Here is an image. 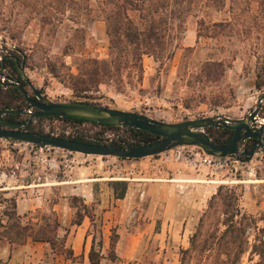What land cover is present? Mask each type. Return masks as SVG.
I'll return each instance as SVG.
<instances>
[{"label": "rangeland", "instance_id": "obj_1", "mask_svg": "<svg viewBox=\"0 0 264 264\" xmlns=\"http://www.w3.org/2000/svg\"><path fill=\"white\" fill-rule=\"evenodd\" d=\"M225 4L220 10L210 7L198 13L203 17L211 38L201 37L194 47H175L169 59H162V64L152 56L143 55L141 79L135 68H126L118 76L101 79L99 83L96 78H90L89 87L85 91H72L69 77L78 76L92 66L85 63L87 58L108 59L107 44L95 40L86 32L83 44L65 47L70 40L77 42L80 38L69 29L70 22L63 19L58 25L42 24L38 16L26 24L30 10L21 6L17 0H0V54L19 53L23 61L19 66L24 67V73L31 84L55 102L71 101L72 98L81 96L84 100H93L112 108L137 111L166 122L214 115L241 118L254 106L257 96L264 92V17L259 15L254 28L249 27L245 0L235 1L232 9L229 0L225 1ZM255 7L256 4L250 2V9ZM197 20L195 16H189L186 28L188 25L195 26ZM228 20L229 23L222 31L211 26L215 21ZM90 24L91 22L87 27H90ZM205 61L213 64L204 67ZM217 61H222L220 67L223 72H219L220 67L217 72H213ZM208 72L211 73L207 75ZM258 73L262 84L260 89L255 87ZM25 88L28 95L33 96L31 87L26 85ZM30 110L34 111V108ZM258 115L260 119H264V102ZM27 118L28 116L20 115L19 120ZM32 124L52 135L75 136L81 133L86 138L98 137L104 140H110L122 131V128L110 131L89 123L78 124L62 119L38 117L33 119ZM244 143L245 141L241 150ZM189 149L181 148V154L190 151ZM56 154L60 157L66 155L73 168L62 166L56 171H41L32 162L29 143L0 139V171H15L13 177H3V183L0 185L11 187L16 175H19L20 182L38 184L35 172L44 176L42 183L47 175L75 177L81 169L87 170L89 174L94 173V176H100L107 182L125 180L129 184L142 183L141 189H145L146 195L143 196V201L154 202L159 207L163 204L164 195L160 190L164 187L158 179L160 174L155 173L154 165L165 166L173 178L166 182L167 190L172 193L169 196L184 197L186 204L191 202L194 205L191 208L195 212H188L191 222L187 227L190 232L181 239H185L187 247L189 237L202 212L212 205L216 211L215 218L219 214L222 206L217 194L220 185L224 186L220 193L231 190L238 195L239 206L256 218L264 236V150L260 148L247 161L227 156L221 167L199 164L189 166L175 159L163 162L161 153L139 159L85 155L66 150H56ZM60 163L63 164V158ZM179 170L182 173H179ZM18 194L20 190L0 189V211L9 206L5 199H16ZM157 214L158 210L153 213V217ZM158 223L159 220L157 225L150 229H157ZM90 230L96 240L99 239L100 228L97 222ZM181 232H184V228L181 231L175 229V234ZM171 241L170 238L168 249L166 241L162 257L159 259L162 264H180L179 251L183 247ZM161 247L162 244L153 242L151 237L147 244L142 245L143 252L139 264H149L154 255L161 251ZM109 257L114 259L115 255ZM136 262L132 260L127 264ZM183 264H194V260L186 257Z\"/></svg>", "mask_w": 264, "mask_h": 264}, {"label": "trees", "instance_id": "obj_2", "mask_svg": "<svg viewBox=\"0 0 264 264\" xmlns=\"http://www.w3.org/2000/svg\"><path fill=\"white\" fill-rule=\"evenodd\" d=\"M23 7L29 8V16L26 24L31 19L39 16L42 24H60L63 19L70 22L69 29L78 35L77 42L70 40L65 47H74L83 44L88 23L101 20L105 24L108 39V59L98 60L87 58L85 63L92 66L78 76L69 77L71 89L74 92H82L88 89L90 78H96L101 82L104 78H113L123 69L135 68L138 77H142V57L152 56L162 64V59H169L173 49L179 47V41L186 31V20L189 16H197L204 9L214 7L220 10L225 5V0H17ZM230 8L237 0H229ZM250 2L256 4L255 9H250ZM247 3V5H246ZM248 12L249 27L255 26L259 15L264 17V0H245V9ZM241 11V9H240ZM55 21V22H54ZM228 21L213 22L211 26L218 27L222 31ZM203 17L196 22L198 37L211 38ZM55 25V27L57 26ZM75 39V38H74ZM68 55V53H64ZM23 63L19 53L12 52L5 55L0 61V67L5 68V73L13 81L21 82L24 87L28 85L19 73V65ZM204 62V67L210 65ZM215 71L222 66V61H217ZM223 72L220 67L219 72ZM211 72H208L209 75ZM88 77V78H87ZM255 87L260 89L259 73L256 74ZM34 98L33 96H30ZM90 103L100 104L93 100H84L82 97L72 98ZM30 105L14 86L3 87L0 85V109L29 108ZM35 110V108H34ZM4 119L18 121L20 115L5 114ZM38 119H62L71 123H89L101 126L105 130L122 131L116 133V137L110 140L93 137L86 138L81 133L75 136L60 134L67 137L89 143H110L117 147L131 148L158 140L160 137L148 133L142 129L129 126H116L111 124L89 121L70 116H45ZM22 121V120H21ZM0 127H3L0 125ZM26 130L47 133L43 129L33 125L32 122L25 127ZM205 133L219 145L226 144L233 131L228 128L206 127ZM255 143L254 139H248L244 143V151H249ZM245 158V156H244ZM124 159V158H122ZM113 190L115 198H123L128 188L125 180H109L107 183ZM223 185L218 187V196L222 206L215 218L216 211L209 205L199 217V221L189 237V245L180 249V264L186 257L194 260V264H264V236L262 229L258 227L256 218L246 213L238 204V195L233 191L222 194ZM9 206L0 211V239L9 243L24 244L27 240L34 242H46L53 254H61L67 259L75 261L72 248L67 244V236L70 229L63 227L54 210L39 211L18 214L16 199H5ZM69 204L73 209L71 224L80 225L84 216L89 217L91 227L94 226L93 207L84 203L80 196L69 197ZM100 233V230H98ZM91 233V230H90ZM93 234V233H92ZM117 234L113 229L110 234L108 256H114V246ZM101 255V238L96 240L93 234L92 245L88 252L90 264H99ZM149 264H162L155 260Z\"/></svg>", "mask_w": 264, "mask_h": 264}, {"label": "crops", "instance_id": "obj_3", "mask_svg": "<svg viewBox=\"0 0 264 264\" xmlns=\"http://www.w3.org/2000/svg\"><path fill=\"white\" fill-rule=\"evenodd\" d=\"M195 17L198 19L200 15ZM196 22L195 26L188 25L179 47H194L198 43L201 37L197 36ZM87 30L88 36L104 44L108 43L103 21H92ZM154 167L155 173L160 174L158 179L164 187L160 190L164 197L163 204L159 207L154 202L143 201V196L146 195L145 189H141L142 183L128 184L124 197L115 198L107 180L94 176V173L89 174L87 170L79 169L77 176L68 178L50 174L39 184L20 182L19 175H16L14 184L8 188L20 190V194L16 196L17 213L22 215L35 210L47 212L54 210L60 224L70 229L66 242L77 259L72 261L61 254H53L46 242L27 240L24 244H15L0 239V264H90L88 252L93 239V234L90 233L92 221L84 216L80 225L71 224L73 209L68 201L70 195L80 196L84 203L93 207V221L97 222L100 228L102 258L99 264H127L132 260L139 264L143 252L142 245L147 244L151 237L153 242L162 244L161 251L153 257L157 262L162 257L166 241L168 249L170 238L172 243L181 244V247L186 248L185 239L182 241L181 239L190 232L187 225L191 222L189 213L194 210L191 208L194 205L191 202L186 204L184 197L169 196L172 193L167 190L166 182L173 178L165 166ZM179 173L182 172L179 170ZM156 210L159 214L153 217ZM158 220V228L151 230L150 228L157 225ZM183 228V233L175 234V229L181 231ZM113 229L118 236L114 246V259L108 256L110 234Z\"/></svg>", "mask_w": 264, "mask_h": 264}, {"label": "water", "instance_id": "obj_4", "mask_svg": "<svg viewBox=\"0 0 264 264\" xmlns=\"http://www.w3.org/2000/svg\"><path fill=\"white\" fill-rule=\"evenodd\" d=\"M19 73L31 87L34 98L28 95L21 82L8 78L5 68L0 67V85L16 87L30 105L28 109H0V125L3 126L0 127V139L27 142L40 147L52 146L85 155L129 159L158 155L180 145L196 146L207 155L231 156L239 161L252 158L258 148L264 150V119H260L258 115L264 102V92L257 96L254 106L241 118L233 119L224 115H214L166 122L137 111L112 108L86 101L55 102L44 95L41 89L31 84L24 73L23 66H19ZM30 108H35V110L31 111ZM5 114L27 115L28 118L14 122L4 119ZM45 116H70L116 126H129L158 135L160 138L147 144L122 148L110 143H89L25 129L34 118ZM206 127L228 128L233 131V134L226 144L219 145L205 133ZM251 138L255 140L253 147L249 151L241 150L243 142Z\"/></svg>", "mask_w": 264, "mask_h": 264}, {"label": "built area", "instance_id": "obj_5", "mask_svg": "<svg viewBox=\"0 0 264 264\" xmlns=\"http://www.w3.org/2000/svg\"><path fill=\"white\" fill-rule=\"evenodd\" d=\"M5 55H9V54H0V61L1 58H3ZM29 144L31 146L32 162L35 163V165H37V167H39L41 171H56L61 169L62 166L64 168L67 166L73 168L72 165L68 163L69 158H67L66 155L60 157L59 155L56 154V150H61L62 152H64V149L52 147V146L40 147L31 143ZM185 147L190 148L189 149L190 151H185L184 154H181L180 149ZM66 152L69 151L66 150ZM161 154H163V162H167L171 159H175L179 162H185V164L189 166L199 164L204 166L221 167L222 165H224V163L226 162L225 160L227 158V156L221 157V156L207 155L200 148L190 145L176 146L168 151L162 152ZM62 158H63V164L60 163L62 162ZM14 175H15L14 170H12L10 173H6L5 171H0V184L3 183L2 181L3 177H7V176L13 177ZM34 176L38 184L41 183L42 177H44L42 176V174H39L38 172H35ZM7 188L8 187H6L5 185H0V189H7Z\"/></svg>", "mask_w": 264, "mask_h": 264}, {"label": "flooded vegetation", "instance_id": "obj_6", "mask_svg": "<svg viewBox=\"0 0 264 264\" xmlns=\"http://www.w3.org/2000/svg\"><path fill=\"white\" fill-rule=\"evenodd\" d=\"M4 58V57H3ZM3 58H1V61L3 60ZM25 116H27V115H25ZM18 121H21V120H18ZM252 139V138H251Z\"/></svg>", "mask_w": 264, "mask_h": 264}]
</instances>
